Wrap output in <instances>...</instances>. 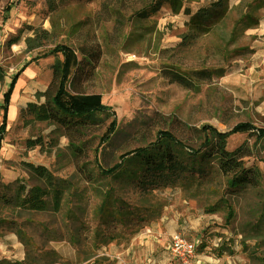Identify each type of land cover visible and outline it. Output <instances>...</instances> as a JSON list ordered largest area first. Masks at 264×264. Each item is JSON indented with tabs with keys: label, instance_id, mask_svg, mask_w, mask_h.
<instances>
[{
	"label": "rangeland",
	"instance_id": "rangeland-1",
	"mask_svg": "<svg viewBox=\"0 0 264 264\" xmlns=\"http://www.w3.org/2000/svg\"><path fill=\"white\" fill-rule=\"evenodd\" d=\"M151 1L0 0V96L17 72L34 71L21 93L25 106L0 129V233L14 231L28 248L66 239L90 251L126 241L148 211L180 207L198 221L191 232L220 242L230 235L238 264H264V0H227L226 14L196 31L187 25L191 13L216 0H163L156 11ZM80 46L98 57L75 89L99 94L108 110L32 119L28 105L53 90L52 65L67 61L70 74ZM172 71L190 82L173 81ZM218 135L237 150L235 172L201 156ZM156 141L173 162L144 165L135 152L121 158ZM244 169L250 181L232 185ZM33 186L49 191L46 209L15 204Z\"/></svg>",
	"mask_w": 264,
	"mask_h": 264
},
{
	"label": "crops",
	"instance_id": "crops-1",
	"mask_svg": "<svg viewBox=\"0 0 264 264\" xmlns=\"http://www.w3.org/2000/svg\"><path fill=\"white\" fill-rule=\"evenodd\" d=\"M20 73L10 88L8 102H0V105L3 104L2 109L5 107L6 121L13 120L19 108L26 104L27 95L21 93L26 79L34 71L26 68ZM3 94L4 92L0 96L2 101ZM11 109L13 116L9 115ZM179 209L180 207L174 210L163 207L159 213L148 211L136 221V226L126 241L103 243L91 247L90 251L81 250L66 239L61 240L60 246L28 248L14 231L3 232L0 233V264H37V261L42 264H173L170 261L169 245L170 235L174 232H181L187 238L200 242L191 264H238V246L229 242L230 235L225 233L223 240L214 246L213 239L216 236L203 232V229L191 232L190 228L196 229L198 221L185 208ZM183 211L189 223L182 217ZM30 244L36 245L33 240ZM52 253L57 259L45 262Z\"/></svg>",
	"mask_w": 264,
	"mask_h": 264
},
{
	"label": "trees",
	"instance_id": "trees-1",
	"mask_svg": "<svg viewBox=\"0 0 264 264\" xmlns=\"http://www.w3.org/2000/svg\"><path fill=\"white\" fill-rule=\"evenodd\" d=\"M171 5V1L168 0ZM163 0H152L149 2L148 7L152 11L158 10L162 5ZM145 9L141 10L140 13L143 14ZM227 0H216L212 2L209 6L199 7L195 12H192L188 19V27L192 30H200L202 28H207L214 19L225 15L227 12ZM81 58L77 61L72 72L69 74L67 61L56 60L52 65V79L48 89L53 87L50 95L46 102L36 106L33 103L28 105L31 118L38 121H50L51 116H56L58 119L62 120L70 117H87L89 114L94 112H104L108 110L104 104L100 101V95L96 93H86L75 89L76 81L80 78L82 79L85 74L89 73V66H92L93 61L98 57V51L96 48L85 50L82 46L77 48ZM20 72H17L11 77L8 89L3 94L4 102H8V96L10 88L15 83V80ZM199 77L210 78L211 73L205 70H198L195 72ZM173 81L177 82H190V76L184 74H179L177 71H172L168 73ZM195 79H199L195 75ZM191 83H189L190 85ZM73 93H71L70 91ZM4 121H6V113L4 107V119L0 124V129L4 130ZM264 134V130H260ZM163 139L174 143L173 137L170 134L163 133ZM224 139L222 136H217L216 141L209 140L207 145L209 148V153L206 151L201 154L202 157L215 158L218 160V167L221 171L225 173L235 172L240 168V163L238 162L237 150L227 151L224 148ZM240 148H238L239 151ZM135 152L134 154L139 156V159L144 162V165H152L155 167H161L168 161L173 162V160L168 157L169 151L165 145H161L160 142H155L148 147H143L140 149H135L133 151H128L121 155V158ZM120 166V164L118 165ZM117 165L110 168L108 171L112 172ZM174 165H171L173 167ZM170 167V168H171ZM248 169V168H247ZM247 169L238 171L231 178L232 185H242L249 182L252 175H246ZM49 193L48 190L33 186L28 189V191L20 198L15 197V204L18 207L28 209V210H44L46 209L44 197ZM59 194V193H58ZM55 194L56 200L53 202L52 209L57 211L58 209V198L59 195ZM143 215V214H142ZM141 215V216H142Z\"/></svg>",
	"mask_w": 264,
	"mask_h": 264
},
{
	"label": "built area",
	"instance_id": "built-area-1",
	"mask_svg": "<svg viewBox=\"0 0 264 264\" xmlns=\"http://www.w3.org/2000/svg\"><path fill=\"white\" fill-rule=\"evenodd\" d=\"M220 240V237L214 238L213 245L217 246ZM199 243L187 238L181 232L172 233L169 245L170 261L173 264H191Z\"/></svg>",
	"mask_w": 264,
	"mask_h": 264
},
{
	"label": "bare ground",
	"instance_id": "bare-ground-1",
	"mask_svg": "<svg viewBox=\"0 0 264 264\" xmlns=\"http://www.w3.org/2000/svg\"><path fill=\"white\" fill-rule=\"evenodd\" d=\"M9 115H10V116H13V115H14V113H13V109H11V111L9 112Z\"/></svg>",
	"mask_w": 264,
	"mask_h": 264
}]
</instances>
